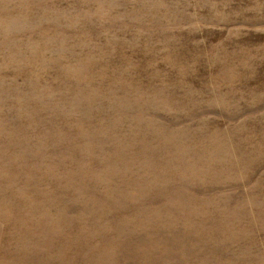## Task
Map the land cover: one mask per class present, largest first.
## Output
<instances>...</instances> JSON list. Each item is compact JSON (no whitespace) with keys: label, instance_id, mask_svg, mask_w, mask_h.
<instances>
[{"label":"rangeland","instance_id":"obj_1","mask_svg":"<svg viewBox=\"0 0 264 264\" xmlns=\"http://www.w3.org/2000/svg\"><path fill=\"white\" fill-rule=\"evenodd\" d=\"M0 234V264H264V0H0Z\"/></svg>","mask_w":264,"mask_h":264},{"label":"bare ground","instance_id":"obj_2","mask_svg":"<svg viewBox=\"0 0 264 264\" xmlns=\"http://www.w3.org/2000/svg\"><path fill=\"white\" fill-rule=\"evenodd\" d=\"M59 234V233H58ZM1 235V234H0ZM17 245V244H16ZM3 247V246H2ZM2 258V257H1ZM0 260H2V259H0ZM30 264V263H29Z\"/></svg>","mask_w":264,"mask_h":264}]
</instances>
